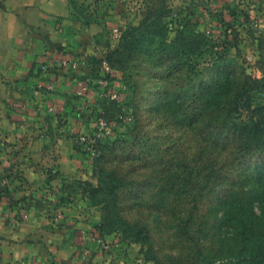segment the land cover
I'll list each match as a JSON object with an SVG mask.
<instances>
[{
	"label": "rangeland",
	"instance_id": "1",
	"mask_svg": "<svg viewBox=\"0 0 264 264\" xmlns=\"http://www.w3.org/2000/svg\"><path fill=\"white\" fill-rule=\"evenodd\" d=\"M70 2L72 18L98 27L91 64L101 73L111 60V90L121 97L109 100L110 119L120 126L116 137L105 146L92 180H80L74 190L85 200L79 210L88 221L98 215L91 222L106 232L100 236L114 237L102 238L109 248L100 251L109 255L116 243L120 255L112 264H193L201 242L197 264H250L249 248L227 221L225 206L206 204L196 214L182 186L185 178H197L199 100L227 105L249 91L256 95L252 108L264 107V0ZM260 166L244 164L239 172L252 169L260 177ZM5 193L15 198L1 186L0 196ZM71 195L64 199L73 202ZM224 197L221 190L218 202ZM251 208L264 224V203L256 200ZM205 216L202 234L197 221ZM183 221L188 236H182Z\"/></svg>",
	"mask_w": 264,
	"mask_h": 264
},
{
	"label": "crops",
	"instance_id": "2",
	"mask_svg": "<svg viewBox=\"0 0 264 264\" xmlns=\"http://www.w3.org/2000/svg\"><path fill=\"white\" fill-rule=\"evenodd\" d=\"M98 30L71 17L69 0H0V188L6 181L15 196H0V264H112L120 255L116 243L100 251L97 239L114 237L100 236L98 215L88 221L74 193L95 176L75 139L103 100L91 64ZM65 54L79 72L57 65ZM79 79L91 88L84 96ZM69 193L73 202L52 198Z\"/></svg>",
	"mask_w": 264,
	"mask_h": 264
},
{
	"label": "trees",
	"instance_id": "3",
	"mask_svg": "<svg viewBox=\"0 0 264 264\" xmlns=\"http://www.w3.org/2000/svg\"><path fill=\"white\" fill-rule=\"evenodd\" d=\"M69 4L72 13L70 0ZM74 19L81 21L79 18ZM110 62L108 64L113 68V63ZM92 67L93 71L97 72V65L92 64ZM97 74L101 77V73ZM254 98L256 95L246 91L237 94L235 101L227 105L220 103L207 105L204 99L199 100L196 121L201 131V148L196 159L197 178L194 180L195 183L185 178L182 190L193 202L192 210L195 209L196 214L206 204L225 206L227 221L236 229L241 245L249 248L250 264H264V224L251 208L256 200L264 203V173L255 178L251 173L252 169H247L248 176L239 172L242 165L255 161L258 162V166L262 164L260 167L264 168V107L259 110L253 109L251 103ZM218 99L219 96H216L215 100ZM112 104L108 100H102L96 116L104 115L110 118ZM118 137L121 138L120 135ZM110 141L98 145L99 153L93 159L95 168ZM248 182L254 185L255 192L253 188L247 189ZM221 190L226 193L223 203L217 200ZM59 200L64 201V196ZM205 220L206 216L197 221L199 233H205L202 227ZM187 224V221L180 223L182 236H188ZM105 233L104 230H99L100 235ZM196 245L198 257L195 262L199 260L202 248L201 242L200 245L199 242ZM195 262L193 264H197ZM199 262L204 264L202 261Z\"/></svg>",
	"mask_w": 264,
	"mask_h": 264
},
{
	"label": "built area",
	"instance_id": "4",
	"mask_svg": "<svg viewBox=\"0 0 264 264\" xmlns=\"http://www.w3.org/2000/svg\"><path fill=\"white\" fill-rule=\"evenodd\" d=\"M114 33L118 35V29H115ZM57 62L58 66H69L75 72H79V68L77 67V65L75 63H70V61L66 58V54L64 56H61ZM44 69H46V67L43 66V70ZM114 76V68H112L107 62H103L101 77H98L95 82V86L100 89L99 96L101 97V99L119 102L121 98L119 93L111 90L113 82L112 80ZM78 87V96H84L91 90L90 86H88L82 79L78 80ZM53 88V84H49L47 87L48 90H53ZM119 118L121 119L119 124H123L126 121L125 116L123 115H121ZM119 127L120 126L118 124L104 115L96 116L90 131L80 133L75 139L76 150L79 153L87 155L90 158L94 159L99 153L98 145L104 141L112 140L113 138H115ZM1 186L5 189V187H7V182L3 181ZM56 218L58 220L62 219V214H58ZM97 243L100 248H109V244L106 243L102 238H98Z\"/></svg>",
	"mask_w": 264,
	"mask_h": 264
}]
</instances>
